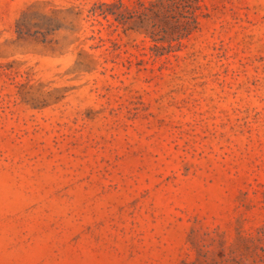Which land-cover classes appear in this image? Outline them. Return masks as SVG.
Returning a JSON list of instances; mask_svg holds the SVG:
<instances>
[{
	"label": "rangeland",
	"instance_id": "1",
	"mask_svg": "<svg viewBox=\"0 0 264 264\" xmlns=\"http://www.w3.org/2000/svg\"><path fill=\"white\" fill-rule=\"evenodd\" d=\"M135 1L0 0V264H264V0L162 57Z\"/></svg>",
	"mask_w": 264,
	"mask_h": 264
},
{
	"label": "trees",
	"instance_id": "2",
	"mask_svg": "<svg viewBox=\"0 0 264 264\" xmlns=\"http://www.w3.org/2000/svg\"><path fill=\"white\" fill-rule=\"evenodd\" d=\"M107 11L125 30L147 36L155 57L179 51L210 15L207 0H136L129 6L120 2Z\"/></svg>",
	"mask_w": 264,
	"mask_h": 264
}]
</instances>
